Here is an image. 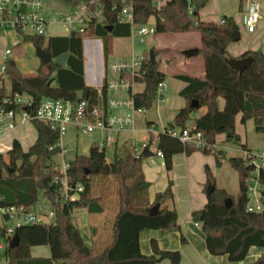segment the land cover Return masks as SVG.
Returning <instances> with one entry per match:
<instances>
[{"label": "trees", "instance_id": "obj_1", "mask_svg": "<svg viewBox=\"0 0 264 264\" xmlns=\"http://www.w3.org/2000/svg\"><path fill=\"white\" fill-rule=\"evenodd\" d=\"M68 5L88 0H62ZM104 13L100 20H92L86 34L72 32L69 35L49 36L44 45L43 36H24L36 47H42L56 58L68 53L66 64L58 66L53 61L41 64L36 73L25 74L14 60L6 62L3 74L11 82V91L6 93L0 85V102L13 93L30 94L37 105L44 96L65 99L85 98L91 106L99 105L101 98L97 90L86 84L84 73V38L97 36L103 41L104 60L107 63L113 49L114 37L131 34L128 23L118 22V14L124 3L121 0H100ZM209 0H167L157 5L156 0H130L135 22L147 24L155 18V33L198 32L200 45L198 53L203 57V76L187 73L176 74L186 85L180 90L187 103L176 114L174 123L168 127L188 128L186 122L197 109L205 111L195 118L193 131H201L203 139L215 143L219 134H225L226 141L240 143L236 131V117L241 114V123L253 119L256 131L264 133V52L247 50L240 56H251L253 62L243 72L233 68L227 60V47L238 28L232 16L225 22L216 23L197 20L198 11ZM193 8V16L188 13ZM112 25L109 31L106 26ZM145 52L143 75L137 77L145 88L132 93L137 108L149 109L155 99L157 84L165 79V73L156 59ZM3 74L0 75V80ZM107 88L103 86V100ZM223 98L222 107L218 99ZM197 101L192 106L191 103ZM38 131L37 141L25 151L18 140L6 154L0 153V207L23 206L30 208L38 202L41 192L55 211V224H27L15 227L19 243L16 247L6 246L4 255L8 264H154L168 259L169 264H181L179 250L161 249L157 240H151L152 254L142 253L140 232L144 229H179L177 212L163 206L174 198L172 182L156 194L150 202L149 182L146 180L142 162L144 157L134 144L126 142L121 149L116 148L113 160H106V149L91 145L88 154H78L70 160L68 179L73 184L81 182L84 190L75 201L64 202L59 186L54 182L59 175L55 170L54 156L59 154L60 133L48 123L35 121ZM245 148V145H242ZM157 149L161 151L166 169H172L173 155L184 152L191 155L197 151L191 144L181 142L177 137L161 131L157 135ZM208 153L207 151H203ZM217 163L221 164L216 156ZM230 164L239 173V192L230 196L223 188L217 187L215 175L206 166L207 185L214 191L207 195L203 208L194 211L192 218L202 223L207 249L210 254H227L230 261H241L247 257L251 246L264 249V209L253 212L247 209L249 202L248 179L254 173V166L242 156H230ZM87 170L89 172L87 173ZM101 181L103 189L98 188ZM264 195V171L260 175ZM206 185V186H207ZM99 189V190H98ZM206 190V187H205ZM99 191V192H97ZM207 191V190H206ZM231 198V207L225 205ZM160 204L159 211L151 215L150 208ZM86 208L89 212H103L108 209L106 225L111 229V237L98 248L95 242L88 243L78 226L72 220L76 208ZM5 236V231L0 228ZM186 241V239L181 237ZM49 245L50 257H32V246ZM252 264H264V255Z\"/></svg>", "mask_w": 264, "mask_h": 264}, {"label": "built area", "instance_id": "obj_2", "mask_svg": "<svg viewBox=\"0 0 264 264\" xmlns=\"http://www.w3.org/2000/svg\"><path fill=\"white\" fill-rule=\"evenodd\" d=\"M124 5L118 14V22L128 23L131 26L130 37L138 39L140 42L146 40V36L155 33V27H148L146 24L135 22L130 0H121ZM244 15V28L250 33L256 31L261 18L260 3L258 0H246ZM104 9L100 0L82 1L78 4L69 5L59 14L48 9L45 0H0V39L3 33L8 30L14 31L21 37L24 36H43L49 37L51 33L49 27L52 24H60L67 35L72 32L86 34L92 20H100ZM188 13L193 16V8L189 6ZM225 19L222 20V23ZM93 41H96L94 39ZM12 54L11 49H6L4 53V62L2 72L5 71L6 62ZM145 54L141 56L132 55L130 59L116 60L109 56L107 63H104L103 78L100 84L95 86L98 95L101 98L99 105L91 106L85 98L65 99L44 96L40 102L35 105L32 96L26 92H15L12 96L0 102V133L13 130L18 122L24 124L27 122L42 121L48 123L52 128L63 133L69 125H75L83 134H91L95 131L105 132L103 140L97 144L99 148L107 149L117 143L116 132L126 128H134L136 125L137 113L144 111L143 108L135 107L132 93L137 77L143 75V63ZM97 76H95V79ZM106 86L108 92L125 91L129 98H116L107 96L103 100V86ZM167 85L165 81L157 84L155 99L164 101V93ZM130 108L131 113H120L119 110ZM171 136L177 137L181 142L191 144L195 149L207 151L210 154L218 155L219 146L215 142L209 144L204 141L201 131H193L190 128L166 127L163 129ZM264 141V138H263ZM61 147L60 153L65 155L69 149ZM146 144L142 145V148ZM135 149L140 152L136 145ZM159 156H163L161 151H157ZM242 157L253 164V175L248 179L249 202L247 209L253 212H262L264 209V195L261 193L260 183L261 172L264 171V145L262 151L253 152L243 150ZM70 167V160L63 156L61 163L55 162V170L59 175L55 177V183L64 202L75 201L80 197L84 190L81 182L71 183L68 179L67 171ZM0 217L3 219H16L13 227H0L5 231L8 240L14 235L16 226L27 224H55V211L45 210L43 206L34 205L30 208L23 206L0 207ZM4 248L0 244V249Z\"/></svg>", "mask_w": 264, "mask_h": 264}, {"label": "crops", "instance_id": "obj_3", "mask_svg": "<svg viewBox=\"0 0 264 264\" xmlns=\"http://www.w3.org/2000/svg\"><path fill=\"white\" fill-rule=\"evenodd\" d=\"M258 1L260 3L261 18L259 24L256 27L257 28L256 31L253 33H250L247 30L243 32L240 28V21H243L244 23V15L246 13L245 12L246 0H209L206 6H204L198 11L199 14L197 16L198 18L197 20L206 21V22L214 21L216 23H222V20L225 19L226 16H232L234 18L238 26V29L240 31V39L234 40L228 44L227 47L228 58H240V56L243 55V53L247 50L260 49L264 52V0H258ZM166 2L167 0H156L157 5H163ZM48 9L54 12L53 8H51L50 6H48ZM151 19H154L155 22L154 17H150L149 21ZM54 25L55 24H52L50 26H54ZM153 26L155 27V23ZM187 33H194V32H187ZM195 33L198 34V36L196 35L195 41L192 43H188L185 49H190L195 47L198 48L199 46H201L200 34L198 32ZM57 35H67V34L62 31L58 33H51L50 36H57ZM129 37L130 36H127L126 38ZM115 38H121V37H114L112 41L113 45ZM132 41H134V39H132ZM167 49H170V47L167 46ZM4 53L5 51H3L2 55L0 56V61L3 62H4ZM113 54L114 51L112 49V53L109 56H112ZM86 57L88 59H86ZM9 60H14V59L10 56ZM170 60H171V55H168L167 62ZM104 63L105 60H104L102 39L98 38L96 39V41L90 40L89 42H87L84 47V73H85V82L87 85L95 88L97 84H100L102 82ZM203 74L204 72L201 75H196V76H203ZM172 75H174V77L172 78H174L176 83H173L172 92L169 93L170 96H168L167 98L164 97V101H163V103L166 102L165 105L168 108L165 109L163 107L162 108L160 107L162 111L158 112L159 113L158 122L148 121V125H150L151 128L154 127V130L156 131L157 135L161 131H163L164 128L168 127L171 123L172 124L174 123L176 114L178 113L180 108L184 107L187 103L186 98L182 94H179L180 90L186 85V82L181 78L180 79L176 78L175 77L176 73ZM95 76H97L96 79ZM140 83L143 82L137 81L135 85ZM135 92H141V91H135L133 88V93ZM107 96H110V92L107 93ZM218 104L220 107L223 106L224 104L223 98L220 97L218 99ZM129 110L131 111L130 108H123L120 109L119 112L127 114L130 113ZM198 110L200 111H198L197 115L194 117L193 123L191 125L192 127L187 125L188 121L191 118L186 122V126L190 129H193L195 127L194 126L195 118L201 113H203L205 111V108L201 107ZM240 120H241V114L237 115L235 121L236 131L240 137V143L237 144L240 148L237 149L231 146L228 147L227 146L228 142L226 141L225 134H219L217 135L215 140L220 150L218 153V157L225 156L227 154V151L230 150H238L240 154L236 156H241L242 151L246 149L251 150L253 152L262 151L264 145V141H263L264 133L260 134L256 131V127L254 125L253 119H248L245 122V124H242ZM17 126L13 130L0 133V153L4 154L5 150L8 151L12 147L14 140H18L25 151H27L30 148V146L34 144L31 143L32 141L27 136V134L20 131L21 127H17ZM136 131H137V126L135 125L134 128H126L124 130H121L120 132L115 133L118 144L120 137L121 136L124 137V142L121 143V148L126 142H131L135 146V142L131 140V135H133ZM93 133H96L97 135L89 136L88 145L86 147L88 153L91 145L99 144L103 140L105 135V132L98 130ZM258 135L262 137V143L256 144L255 141H253L255 140L253 139V137H257ZM37 138H38V131H37ZM150 141H152L153 143V140ZM242 145H245V148H243ZM118 147L119 146L117 145L116 148ZM151 150L154 152V155L156 156L155 157L151 156L149 158H146L142 162V168L146 180L150 184L148 188L149 200L150 202H153L155 200L156 194L159 192H163L168 187V184L171 181L174 198L172 200L169 199L165 201L163 206H165L166 208H174L176 210L177 223H179L180 228L170 229V230H166V229L142 230L140 232V249L142 253L147 255L152 254V248L150 242L152 239H156L161 249L179 250L181 255V264H252L253 262L257 261L264 255V249L257 246H251L248 250L247 257L244 260L230 261L227 254L212 255L209 253L207 249L205 233L203 230L202 223L194 221L192 218V213L194 211L203 208V206L207 203V191L205 190V186H204L207 185V174L205 169L206 166H208L212 174L215 173V170L218 168V166L222 164V163L221 164L217 163L216 156H214L213 158L209 154L204 153L203 151L200 150L193 152L191 155H187L186 153L181 152L173 155L172 169L168 171L166 169L163 156H159L157 154L158 151L157 140H156L155 148L152 149L151 147ZM76 155L78 154L76 153ZM223 189L225 190V188ZM80 209L83 210L81 211V215L85 220L84 224L88 226L86 227V232L88 236L87 242L91 243L93 241L95 242V246L100 248L107 239H110L112 234L111 229L106 225V219L108 217V209L106 208L103 212H89L84 207H81ZM78 224L79 223H76L77 226ZM183 236L186 239V241L184 242L181 239V237ZM44 247L46 248H43L42 245H37V247L32 246L30 249L31 256L50 257L51 254L49 256L40 255L41 252H47V247H49V245H46ZM154 264H169V260L158 259V262Z\"/></svg>", "mask_w": 264, "mask_h": 264}, {"label": "rangeland", "instance_id": "obj_4", "mask_svg": "<svg viewBox=\"0 0 264 264\" xmlns=\"http://www.w3.org/2000/svg\"><path fill=\"white\" fill-rule=\"evenodd\" d=\"M46 4L53 8V11L55 14H59L61 11H64L69 7L68 4H66L62 0H45ZM196 19H198L196 17ZM154 19H151L149 22H147L148 27H154ZM240 28L244 32L246 28H244L243 21H240ZM49 31L53 33H58L64 31L62 25L56 24L54 26L49 27ZM196 35L198 34L194 33H160V34H149L146 36V40L144 42H140L138 39H135L132 41V39L121 37V38H115L114 45H113V51L114 54L111 56L112 59L121 60V59H130L132 55L141 56L144 54V52H147L150 54V51L153 49H156L157 55L156 59L159 62V67L162 69V71L165 73V79L164 81L167 84V90L164 93V97L170 96L169 93L172 92V86L173 83H176L174 80V73H189L192 75H201L204 72L203 67V61H202V55L200 53L196 54L193 57H187L184 55L183 51L185 50V47L188 45V43H192L196 39ZM99 37H86L84 38V47L87 42L90 40L98 39ZM101 39V38H99ZM188 41V42H186ZM47 43V37L44 38V45ZM167 46L170 47V49H167ZM6 49L12 50L11 57L15 60L16 64L20 68L22 72L25 74L29 73H36L38 68L41 66V61L38 58L36 54L37 47L35 44L31 41H25L23 37L16 34L12 30H8L5 33H3L1 41H0V56L2 55V52ZM167 53L168 55H171V60L167 62ZM86 59H88L86 57ZM169 65V66H168ZM2 66L3 61H0V75L3 74L2 72ZM3 80H0V85L5 88V91L7 94L11 91V82L9 78L6 76V74H3L2 76ZM145 88L144 83L136 84L134 86L135 91H142ZM110 96L116 97V98H129V94L125 91H117V92H110ZM166 102L163 103V101H159L158 99H154L152 102V105L149 109H144L143 112L137 113L135 115L136 117V126L137 131L131 135V140L135 142V146L137 145L140 148V152L143 151L142 145L148 144L150 140H153L152 143V149L156 146V140H157V134L154 130V127H150L148 125V121H159V113L162 111L160 107L167 109L168 107L165 105ZM203 109V108H202ZM201 109V110H202ZM126 111V110H124ZM198 110L194 112L191 116V119L188 121L187 125L192 127L193 119L197 115ZM131 113V111L129 110ZM27 124V125H26ZM21 127L20 131L27 134V136L31 139V143H35L37 141V128L35 126V122H27L24 124H20L18 122V126ZM90 135H97L96 133L93 134H83L79 128H77L75 125H69L67 129L61 133L60 135V143L62 147H65L69 149V152L63 155L66 160H72L77 154H87L88 151L86 150V147L88 145V140ZM253 141H255L256 144L262 143V137L258 135L257 137H253ZM130 140V139H128ZM124 142V137L121 136L119 139V144L115 143L112 147L107 148L106 150V160L108 162L113 160L114 152L117 147L121 149V143ZM228 147H234L239 149L237 142L235 141H227ZM131 143V142H129ZM133 144V143H132ZM33 145V144H32ZM7 150L4 151V154H6ZM211 157L214 158V156L210 153ZM240 152L238 150H230L227 151V154L223 157H218L221 160V165L218 166V168L215 170V180L217 187L225 188L229 195L231 196H237L239 190V173H237L236 169L233 168V166L230 164L229 159L230 156H236L239 155ZM63 156L61 153L54 156V161L57 163H61L63 160ZM156 155H153L155 157ZM146 159V158H144ZM105 186V182L101 181L100 184H98L99 189H103ZM207 187L206 185H204ZM98 189V190H99ZM99 192V191H97ZM37 206H43L45 210L50 209V204L47 200V198L40 192L38 195V202L36 203ZM80 208L74 209L72 213V220L73 222L79 223L78 228L83 235L84 239L87 241L88 236L86 232V226L85 220L83 219L81 215ZM16 219H3L0 217V227H13L15 226ZM0 244L4 246V248L0 249V264H8V260L4 255L6 246L9 245V240L7 236H4L0 231ZM46 245H42L43 248ZM37 247V246H35ZM40 247V246H39ZM34 252V250H33ZM50 249L47 247V252H41L40 255L49 256ZM167 260V259H165Z\"/></svg>", "mask_w": 264, "mask_h": 264}, {"label": "water", "instance_id": "obj_5", "mask_svg": "<svg viewBox=\"0 0 264 264\" xmlns=\"http://www.w3.org/2000/svg\"><path fill=\"white\" fill-rule=\"evenodd\" d=\"M106 28L111 31L113 29L112 25L106 26ZM233 39L234 40H239L240 39V31L239 29H235L233 32ZM184 55L187 57H193L196 54H198V48H190V49H185L183 51ZM36 54L38 58L40 59L42 64H47L51 61H53L56 65L58 66H64L66 64V60L68 57V53H64L56 58H53L49 52H47L44 48L42 47H37L36 49ZM150 58L152 61L155 59V53L153 50L150 51ZM230 65L235 68L236 70H239L240 72H243L246 67H248L252 62V57L251 56H245L243 58H227V60ZM197 101H193L191 103L192 106L196 105ZM152 146V141H150L146 146L144 147L143 151L141 152L142 156L144 158H149L154 155V152L151 150ZM89 170H87V173ZM214 186L209 184L206 187L207 190V195L211 194L214 190ZM225 205L229 208L231 207V198H227L225 201ZM160 209V204L156 203L154 206L150 208V214L154 215L156 214ZM19 243V238L17 234H14L12 237L9 238V247L14 248L18 245ZM157 259H161V256H157Z\"/></svg>", "mask_w": 264, "mask_h": 264}]
</instances>
